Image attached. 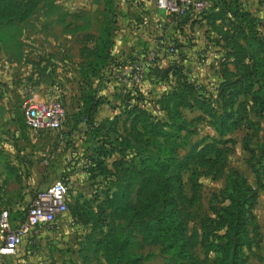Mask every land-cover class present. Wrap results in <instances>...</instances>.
Here are the masks:
<instances>
[{
  "label": "trees",
  "instance_id": "trees-1",
  "mask_svg": "<svg viewBox=\"0 0 264 264\" xmlns=\"http://www.w3.org/2000/svg\"><path fill=\"white\" fill-rule=\"evenodd\" d=\"M102 1L112 11L113 1ZM27 6L28 12L35 7L30 0ZM227 14L236 23L227 19L225 25L230 28L223 31L224 25H219L221 29L217 30L214 21L229 18ZM210 20L220 35V40L215 43L221 42L224 49L214 51L220 58L216 71L218 81L212 86L201 85L190 78L180 61H172L168 68L160 69L157 67L159 59L155 58L143 74L151 84L167 83L170 89L164 91L152 107H146L148 101L142 97L139 83L132 82L118 97L119 114L95 122V115L105 101L98 96L97 88L91 86L90 79H102V73L110 63L117 73L125 67L112 60L110 30L93 60L82 64L78 71L83 83L80 109L70 118L67 116L63 128H68L65 133L69 136L73 132L84 134L83 142L88 147L96 145V157H90L89 161L81 164L77 162L72 169H84L87 181L101 175L113 188L106 189L102 198L92 194L95 212L83 211L80 216L86 218L78 219L91 224L93 232L97 230L98 251L106 264H144L150 260L153 255H138L132 250L137 235L143 243L161 244L160 253L167 255L174 264H197L189 252V236L178 209L179 203L194 204L197 171L192 167L212 169L222 164L230 147L235 144L229 135L245 129L255 137L261 124L264 125L263 18L252 16L239 8L236 0H229L221 3L219 12L211 15ZM183 110L196 111L200 115L188 121L182 115ZM199 122L212 129L217 138L202 140L180 162L178 151L190 142ZM81 123L85 126L84 131L79 126ZM249 139L246 134L243 139L245 148H248ZM259 147L263 149V160L259 164L264 176V140ZM113 154H118L119 158L108 168L105 162ZM185 170L192 171L191 198L182 188V172ZM255 176L256 184L264 190L257 172ZM137 180L139 193L147 198L141 213L130 202L132 185ZM224 194L227 204L217 213L214 223L223 232L217 236L205 232L201 246L205 254L210 250L217 254L216 264H246L245 251L253 244L251 235L256 237L258 234L252 214L256 193L243 176L231 172ZM78 205H75L77 210ZM85 205L89 206L87 202ZM117 220L123 223L119 224Z\"/></svg>",
  "mask_w": 264,
  "mask_h": 264
},
{
  "label": "rangeland",
  "instance_id": "rangeland-1",
  "mask_svg": "<svg viewBox=\"0 0 264 264\" xmlns=\"http://www.w3.org/2000/svg\"><path fill=\"white\" fill-rule=\"evenodd\" d=\"M30 1L35 7L28 12L29 0H0V12H2L0 16V130L2 131L0 159L4 161L5 166L0 169V196L2 194L5 200L11 203L13 207L11 219L16 223L24 218L29 205L28 199H31L37 191L56 181L66 184L69 191L63 220L67 231L56 237L62 243L57 261L58 264L68 261L72 264L80 260L78 259L80 251L70 244L77 243V239L80 238L75 231V223L80 218H86L80 216L73 204L77 203L78 198L89 197L94 193L102 198L106 189L113 188L101 175L98 179L85 181L80 178L84 169L80 167L72 169L77 162L81 164L86 160L89 161L90 157H96L94 153L96 145L88 147L83 142L85 137L83 135L81 137V133L75 134L73 138L69 137L65 144L63 142L60 144V130L49 132L27 129L23 122V107L29 96L35 101H41L36 99L35 91H39L37 92L39 97L40 95L51 97L57 88H62L66 113L68 115L75 113L80 96L77 72L82 64L93 60L94 55L103 45L108 30L115 49L134 53L132 56L134 60L125 59L118 62L121 67L125 66V69L122 68V74L115 79V84L112 83L100 90L104 101H109L108 104L101 105L99 109L101 117H111L119 112L118 109L113 111L111 108L119 101L115 98L119 91L122 93L123 86L132 81L129 79L130 67L143 66L146 56L150 59L173 57L176 55V50L173 48L175 52L172 55L160 51L154 41L155 32L139 26L137 6L132 8L131 5L126 6L124 0H112L113 6L110 9L113 12L108 10L102 0ZM194 45L192 40L186 41V46ZM204 55L205 53L202 54L201 59L206 61L204 64L207 66L195 71L200 81L208 85L216 79L215 73L209 68L213 57ZM142 76L143 73L140 72L139 81ZM195 115V113H184L187 119ZM70 122L73 125L74 120ZM246 134L250 136L248 148L243 146ZM228 137L232 138L235 144L230 147L222 164L212 169L192 167L197 171L194 204L179 203L178 205L189 236L188 249L197 264L217 263V254L212 250L205 254L201 243L205 232L212 236L222 234L223 229L216 228L214 223L216 224L217 213L227 204L224 194L227 178L231 172H237L246 179L256 193V204L252 214L255 217L258 234L256 237L251 235L253 244L248 251H245L246 264H264V190L256 184L255 176L257 172L264 188V176L261 175V164H259L263 160V149L259 144L264 140V125L261 124L260 131L255 137L245 129H240ZM216 138L212 129L201 122L196 123L195 135L190 137L187 145L180 148L178 160L183 161L201 144L202 140L210 141ZM28 151L30 158L34 154L36 161H39L43 168L51 170L50 181L46 180L44 187L30 186L32 188L28 189L30 185L28 168L21 166L16 168L11 165L13 158L23 160ZM118 158V154H113L105 162L106 166L110 168L111 163ZM44 161H48L46 166L43 164ZM191 174L190 170L182 172V188L189 198H191ZM3 175L5 180L1 179ZM139 187L137 180L132 185L130 202L139 211L138 213H141L147 198H144L142 192L139 193ZM3 211H7V208L5 207ZM118 223L122 224L123 221L120 220ZM136 237L132 250L138 255H153L144 264H174L167 259V255L160 253L161 244H146L138 235Z\"/></svg>",
  "mask_w": 264,
  "mask_h": 264
},
{
  "label": "crops",
  "instance_id": "crops-1",
  "mask_svg": "<svg viewBox=\"0 0 264 264\" xmlns=\"http://www.w3.org/2000/svg\"><path fill=\"white\" fill-rule=\"evenodd\" d=\"M208 5L205 10H203L200 13H188L184 17L178 18L173 15H168L165 11L160 10L156 6L155 0H124L123 3L126 6L131 5L137 6L138 9V18H139V26L143 28H148L155 32L156 36L154 37V41L156 44H158L157 48L160 51H165L164 53L168 54L166 52L167 48H173L175 47L176 55L175 56H167V58L161 59L159 58L157 67L160 69H166L170 65L172 61L181 62V64L184 66L185 72L189 75L190 78H194L199 84L201 85H207L206 83H202L196 73V69L201 68L203 66H207L206 61L201 59L202 54L205 53L204 56L212 55L213 62L209 63V68L213 70L215 73V81L210 82L208 86H212L218 81V73L216 72L218 70V60L220 58L219 55H216L214 51H224L222 48L221 42L218 44L215 43L216 40H220L219 36L217 35L216 28H213L212 22L210 20V16L217 15V13L220 10V5L222 2L228 3L229 0H206ZM239 8H241L243 11L248 12L252 16H260L264 20V0H236ZM226 19H216L214 21V25L217 27V30L221 29L219 28V25H224L223 31L228 30L230 28L229 26H226L225 23L227 22V19L230 22L236 23V20L232 17H230L229 14H227ZM221 26V27H222ZM245 29V28H244ZM111 40L113 43V39L111 36ZM192 40V43L195 44L192 47L186 46V41ZM126 51H118L115 49V45L113 43L112 45V51H111V57L113 62H120L121 60H134L132 56H134V53ZM142 52V51H140ZM166 56V55H165ZM204 64V65H202ZM79 71V70H78ZM77 85L79 86L80 90V96L82 93V81L81 78L77 72ZM118 77L117 70L115 69V66L110 63L109 66L106 68V70L102 73V79H98L97 77L91 78L90 83L91 86L95 89L97 88L98 96L103 97L100 90L104 87H108L110 84L116 82V78ZM139 91L144 99L148 101L146 104V107H152L155 100H157L161 94L164 91H167L170 89L167 83H164L162 85H153L151 84L146 76L141 77V81L138 82ZM132 82L130 81L127 85H124V90L128 89L131 86ZM159 90V91H158ZM39 92V91H37ZM36 91L35 97L36 99L41 100H47L50 98V95L47 97H40L38 96V93ZM120 91L115 97L118 99L120 95ZM79 96V99H80ZM32 98V96H29L28 99ZM35 100V99H34ZM115 101V100H114ZM109 101H105L103 104H108ZM102 104V105H103ZM118 103H114L112 106V110L115 111L117 109ZM101 107V106H100ZM99 107V109H100ZM80 109V100L77 111ZM99 109L95 115V122H100L106 119H111L113 116L119 114V112L114 113L111 117H101L99 113ZM154 109V107H153ZM119 110V109H118ZM76 111V112H77ZM188 112L190 114H196L195 117H192L190 119L185 118L184 113ZM71 114H67V116L70 118ZM182 115L186 120H192L200 115L199 112L196 111H188L183 110ZM200 123V122H199ZM204 124V123H203ZM83 131L84 125L81 123L79 125ZM207 126V125H206ZM208 127V126H207ZM64 131L59 134V140L60 144L62 142L65 144L67 142V139L69 137L73 138L74 133L68 135L69 133H65V129L68 131V128H62ZM60 130L59 132H61ZM54 132V131H49ZM2 134V131L0 130V135ZM84 134H81V137ZM18 156V155H17ZM25 158L22 160V158L19 160L18 158L12 159L11 165L13 167L19 168L21 167H27L29 170V188H32L30 186L35 187H44L47 182L50 181V175L51 170L50 168H43L41 163L39 161H36L37 159L34 157V154L30 158L29 151L25 153ZM4 161L0 159V169H3ZM47 170V171H45ZM48 175V178L46 179V176ZM81 179L87 181L86 175L83 173L80 176ZM1 179L5 180V176L3 175ZM28 191V190H27ZM33 198V197H32ZM32 198L28 199L29 204L32 200ZM83 198V199H82ZM77 203L73 205H82L81 207L78 205V211L80 214H82L83 211H91L95 212V204L93 203V197L92 195L89 197H81L76 200ZM85 202L89 204V206H84ZM7 208V211L9 212L11 216V211L13 210L11 203L7 202L3 195L0 196V210L3 211L4 208ZM84 208V209H83ZM76 228L75 231H77V234H79V237L77 240L78 242L74 244V242L70 243L73 248H78L80 252L79 256L80 259L77 261V264H106L103 257L101 256V252L98 251V239L99 236L96 234L97 230L93 232V226L89 223H84L81 221H78L75 223ZM66 224L64 223V220L62 219L61 222L55 226L52 230L49 231H40L38 233L32 234L26 241L23 243L22 249L20 253L15 257H8L7 260L9 263L12 264H58V256L60 247H62V243L58 241V238H56L58 235L60 236L63 233H66ZM74 229V228H73ZM81 261V263H80ZM72 263V264H76ZM64 264H70V262H64Z\"/></svg>",
  "mask_w": 264,
  "mask_h": 264
},
{
  "label": "built area",
  "instance_id": "built-area-1",
  "mask_svg": "<svg viewBox=\"0 0 264 264\" xmlns=\"http://www.w3.org/2000/svg\"><path fill=\"white\" fill-rule=\"evenodd\" d=\"M158 9L168 15L182 16L187 13H200L207 8L206 0H155ZM168 54H173V48H167ZM152 55V54H151ZM146 57L144 64L132 66L129 79L139 82L140 72L154 61ZM125 69V68H124ZM123 69L118 72L122 74ZM62 88H57L47 100L35 101L28 99L23 107V122L31 131H59L67 120ZM46 166L48 161H44ZM69 187L61 181L35 193L26 209V214L19 222L13 223L8 211L0 212V264H12L8 257L17 256L23 243L34 233L49 231L63 219L67 210L66 201Z\"/></svg>",
  "mask_w": 264,
  "mask_h": 264
}]
</instances>
